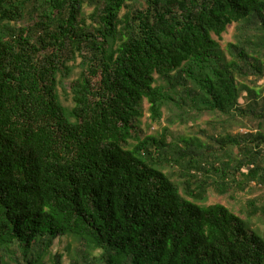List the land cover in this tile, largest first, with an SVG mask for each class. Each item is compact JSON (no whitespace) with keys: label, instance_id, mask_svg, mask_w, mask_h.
Segmentation results:
<instances>
[{"label":"trees","instance_id":"trees-1","mask_svg":"<svg viewBox=\"0 0 264 264\" xmlns=\"http://www.w3.org/2000/svg\"><path fill=\"white\" fill-rule=\"evenodd\" d=\"M88 1L0 0V264H46L60 237L72 264H264V195L246 217L202 204L264 189V0H95L90 23ZM145 100L155 123L175 102L216 119L206 141L141 138Z\"/></svg>","mask_w":264,"mask_h":264},{"label":"rangeland","instance_id":"rangeland-1","mask_svg":"<svg viewBox=\"0 0 264 264\" xmlns=\"http://www.w3.org/2000/svg\"><path fill=\"white\" fill-rule=\"evenodd\" d=\"M132 4V3H131ZM96 6L95 0H90L84 5L85 20L90 23L91 15ZM125 10L123 11V13ZM236 43V24H233L228 27L226 33L223 34V37L220 41L221 49L223 54L228 60L232 59L229 50V44ZM69 66L71 67V72L68 74L66 71L63 72L61 76L62 84L59 86V97L62 104L71 109L74 107L73 95L71 90V84L73 81L80 77V74L83 70L82 68V57L77 56V60L71 61ZM65 73V76H64ZM252 77L248 78L247 84L253 87L255 83L251 82ZM258 88L262 90V95H264V79L260 80L257 84ZM169 89V87H167ZM179 99V98H176ZM245 99H241V103H244ZM144 108V117L141 122V129L137 130L141 138L148 136H160L165 130H167L168 141L172 143H179L183 137L188 139H200L201 141H206L205 135L202 133L203 130L207 129L208 122L215 120L211 114L202 113L199 115L191 107H186L184 110L179 107L175 102L173 107H165L163 109V117L161 121L153 122L151 119V113L149 111L150 105L147 100L143 104ZM238 131H243L242 128H238L237 125H234L230 128V132L237 133ZM165 171L170 173L174 171L178 179L179 175L176 173V169H171L169 167L165 168ZM264 195V189L262 188H252L248 189L245 192H231L229 195H220L215 191H209L207 194V200L202 204L211 205V204H223L230 208L236 214L246 217L242 212L244 204L248 199L257 198ZM255 228L264 231V224H262L258 219H255ZM77 245L72 242L71 238L60 237L57 238L52 246L48 249V254L44 257V262L46 264H55L56 258L58 255H61L60 263L61 264H72V259L75 257Z\"/></svg>","mask_w":264,"mask_h":264}]
</instances>
